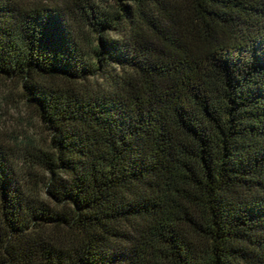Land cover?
Instances as JSON below:
<instances>
[{"label": "trees", "instance_id": "obj_1", "mask_svg": "<svg viewBox=\"0 0 264 264\" xmlns=\"http://www.w3.org/2000/svg\"><path fill=\"white\" fill-rule=\"evenodd\" d=\"M0 85V264H264V0H0Z\"/></svg>", "mask_w": 264, "mask_h": 264}, {"label": "rangeland", "instance_id": "obj_2", "mask_svg": "<svg viewBox=\"0 0 264 264\" xmlns=\"http://www.w3.org/2000/svg\"><path fill=\"white\" fill-rule=\"evenodd\" d=\"M22 103L19 102L16 93L14 98H0V132L10 141L16 138L22 140L26 135L32 136L35 140L47 139L48 133L45 128L40 125L38 119L32 120V114L27 112Z\"/></svg>", "mask_w": 264, "mask_h": 264}]
</instances>
